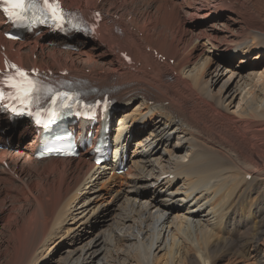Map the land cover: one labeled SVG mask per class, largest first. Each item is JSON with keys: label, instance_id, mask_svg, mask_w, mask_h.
<instances>
[{"label": "bare ground", "instance_id": "obj_1", "mask_svg": "<svg viewBox=\"0 0 264 264\" xmlns=\"http://www.w3.org/2000/svg\"><path fill=\"white\" fill-rule=\"evenodd\" d=\"M62 1L119 19L74 50L7 41L0 15V47L26 68L120 88L110 121L122 141L101 167L86 153L35 160L30 126L0 116V264H261L264 0Z\"/></svg>", "mask_w": 264, "mask_h": 264}, {"label": "snow or ice", "instance_id": "obj_2", "mask_svg": "<svg viewBox=\"0 0 264 264\" xmlns=\"http://www.w3.org/2000/svg\"><path fill=\"white\" fill-rule=\"evenodd\" d=\"M43 2L44 5H46L49 9L52 10L53 16H55L56 8L58 7V5L55 4V0H53L52 4H49V0H43ZM37 8V0H0V10H2L4 14L14 22L24 21L28 19V13L32 12ZM41 11H43V9H41ZM11 67L15 68L16 72L19 74L20 77L23 78V80L20 82V84L10 83L9 86L16 88L18 92H23L21 102H24V99L30 96L33 87V82L28 79L27 74L23 70L16 68L15 65H12ZM24 82H27L29 87H22L21 85ZM60 95L62 98L67 96V94ZM3 99L4 92L0 90V101H2Z\"/></svg>", "mask_w": 264, "mask_h": 264}, {"label": "rangeland", "instance_id": "obj_3", "mask_svg": "<svg viewBox=\"0 0 264 264\" xmlns=\"http://www.w3.org/2000/svg\"><path fill=\"white\" fill-rule=\"evenodd\" d=\"M103 11V10H102ZM104 12V11H103ZM105 13V12H104ZM113 16V15H112ZM191 19V20H190ZM190 19H185V23L184 24H182V27L183 28H187V29H191L192 28V24L191 23H193V21L195 20V19H197V18H190ZM210 19V18H209ZM212 20H214V21H211V22H213V23H215L216 25H215V28L217 29V30H219L220 28H222L221 26L222 25H224L225 24V21H223L222 20V18L221 19H219V20H217V18H214V19H212ZM216 20L218 21V22H216ZM199 23H201L200 25H202V24H204L205 26H206V24L205 23H203V22H199ZM186 26V27H185ZM202 28H204V27H202ZM225 33V32H224ZM223 33V34H224ZM225 35V34H224ZM192 53V55L195 53V51H192V50H190L189 51V54H191ZM153 59L151 58V61H152ZM172 63H173V60H169V65H172ZM238 101H239V98H237L236 100H235V108H236V105H237V103H238ZM135 103V105H136V102H134ZM5 139V138H4ZM8 141V143L9 142H11V138L10 139H8L7 140ZM249 179V178H248ZM264 242V226H263V233H262V236H261V240H260V242ZM261 242V243H262ZM223 258V259H222ZM221 259H220V261H218L216 264H227V261H228V259H227V257H222ZM248 262H249V264H252L253 263V260H248ZM242 262H240V264H241ZM253 264H256V263H253ZM261 264H264V257H261Z\"/></svg>", "mask_w": 264, "mask_h": 264}]
</instances>
